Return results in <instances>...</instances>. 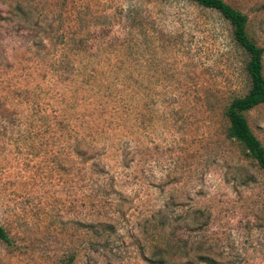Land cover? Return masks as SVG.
Returning <instances> with one entry per match:
<instances>
[{"label":"rangeland","instance_id":"obj_1","mask_svg":"<svg viewBox=\"0 0 264 264\" xmlns=\"http://www.w3.org/2000/svg\"><path fill=\"white\" fill-rule=\"evenodd\" d=\"M224 1L264 74V0ZM246 61L192 0H0V264H154L163 239L168 264H264V171L224 115Z\"/></svg>","mask_w":264,"mask_h":264},{"label":"trees","instance_id":"obj_2","mask_svg":"<svg viewBox=\"0 0 264 264\" xmlns=\"http://www.w3.org/2000/svg\"><path fill=\"white\" fill-rule=\"evenodd\" d=\"M204 7L217 10L230 24L233 39L247 54L245 71L249 80L247 92L230 100L224 109L228 120L227 136L236 141L264 171V146L253 133L245 112L257 105H264V74L262 64L263 49L248 35L246 30L247 17L224 0H192ZM0 239L7 240L5 229L0 225ZM168 240H157L152 246L151 257L154 264H168Z\"/></svg>","mask_w":264,"mask_h":264}]
</instances>
